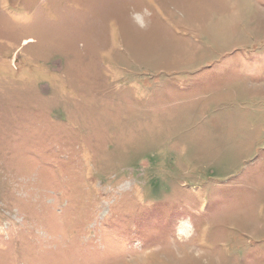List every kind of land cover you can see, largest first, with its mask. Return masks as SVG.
<instances>
[{"label":"rangeland","instance_id":"rangeland-1","mask_svg":"<svg viewBox=\"0 0 264 264\" xmlns=\"http://www.w3.org/2000/svg\"><path fill=\"white\" fill-rule=\"evenodd\" d=\"M0 264H264V0H0Z\"/></svg>","mask_w":264,"mask_h":264},{"label":"trees","instance_id":"trees-1","mask_svg":"<svg viewBox=\"0 0 264 264\" xmlns=\"http://www.w3.org/2000/svg\"><path fill=\"white\" fill-rule=\"evenodd\" d=\"M144 88H146V87H141V89H144Z\"/></svg>","mask_w":264,"mask_h":264}]
</instances>
